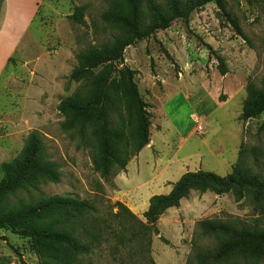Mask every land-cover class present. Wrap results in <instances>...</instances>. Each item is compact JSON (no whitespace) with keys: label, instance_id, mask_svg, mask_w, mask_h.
I'll list each match as a JSON object with an SVG mask.
<instances>
[{"label":"rangeland","instance_id":"1","mask_svg":"<svg viewBox=\"0 0 264 264\" xmlns=\"http://www.w3.org/2000/svg\"><path fill=\"white\" fill-rule=\"evenodd\" d=\"M113 1L39 0L34 22L0 79V181L1 165L17 157L37 130L60 179L43 181L40 194L21 193L11 202L71 196L92 203L95 210L86 225L98 238L83 264H210L200 254L221 239L205 234L200 223L264 225V211L252 200L191 191L179 206L161 214L158 235L144 228V213L151 198L168 194L186 172L231 174L241 150L248 167L264 176V111L242 120L248 89L262 88L264 82V0H225L224 9L208 3L187 20H176L125 49L123 60L112 66L113 84L123 90L129 74L152 106L150 144L137 154L134 149L130 156L121 153L103 175L96 169L97 138L89 134L83 143L66 130L59 105L80 86L70 80L77 54L110 40L113 31L103 14ZM78 8L82 23L72 20ZM127 211L136 216L133 229L125 222ZM0 264L40 260L29 238L0 230Z\"/></svg>","mask_w":264,"mask_h":264},{"label":"trees","instance_id":"2","mask_svg":"<svg viewBox=\"0 0 264 264\" xmlns=\"http://www.w3.org/2000/svg\"><path fill=\"white\" fill-rule=\"evenodd\" d=\"M224 9L225 0H114L103 14V20L113 31L111 38L92 46L76 56L77 66L70 80L80 83L74 96L63 100L59 111L66 116L63 127L76 132L83 143L89 134L97 138L96 169L107 175L121 153L137 154L150 144L152 106L145 102L132 76L122 90L113 84L112 66L123 60L124 51L137 41L149 38L158 30L171 27L179 19L208 3ZM78 8L72 20L83 22ZM223 65L222 58L218 57ZM222 74L227 69L221 67ZM264 111V82L262 88L250 87L243 106L242 120L258 117ZM134 124L137 133L134 132ZM0 230H11L29 238L37 251L40 264H83L89 255L92 241L98 238L86 225V218L95 208L92 203L71 196L33 199L32 202H11L18 194H40L43 181L57 183L60 172L49 160L44 136L37 130L26 139L22 151L1 165ZM211 191L217 195L234 193L238 199L248 198L264 211V176L254 173L240 157L231 174L220 176L199 170L185 173L169 194L154 196L144 213L143 224L150 234H159L157 221L169 208L177 207L191 191ZM128 212V211H127ZM126 223L132 225L136 216L130 211ZM203 232L221 239L218 246L204 251L200 258L210 264H256L264 260V225H247L239 221L206 220L200 223ZM96 231V230H95ZM86 234V235H85ZM137 233H133L135 235ZM92 236L91 241L84 240ZM236 259L237 261H230Z\"/></svg>","mask_w":264,"mask_h":264},{"label":"crops","instance_id":"3","mask_svg":"<svg viewBox=\"0 0 264 264\" xmlns=\"http://www.w3.org/2000/svg\"><path fill=\"white\" fill-rule=\"evenodd\" d=\"M38 2L39 0H0V79L6 73L10 59L22 45L23 35L28 33L34 22Z\"/></svg>","mask_w":264,"mask_h":264},{"label":"built area","instance_id":"4","mask_svg":"<svg viewBox=\"0 0 264 264\" xmlns=\"http://www.w3.org/2000/svg\"><path fill=\"white\" fill-rule=\"evenodd\" d=\"M194 121L196 124H199L198 127H197V131L200 133V134H204V126L202 124H200L199 120L197 118H194Z\"/></svg>","mask_w":264,"mask_h":264}]
</instances>
